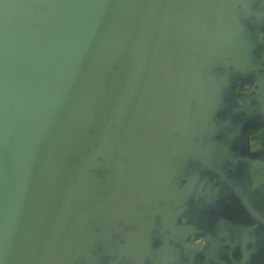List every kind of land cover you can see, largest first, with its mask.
<instances>
[{
	"label": "crops",
	"instance_id": "crops-1",
	"mask_svg": "<svg viewBox=\"0 0 264 264\" xmlns=\"http://www.w3.org/2000/svg\"><path fill=\"white\" fill-rule=\"evenodd\" d=\"M19 70L0 264H264V0H0Z\"/></svg>",
	"mask_w": 264,
	"mask_h": 264
},
{
	"label": "water",
	"instance_id": "water-1",
	"mask_svg": "<svg viewBox=\"0 0 264 264\" xmlns=\"http://www.w3.org/2000/svg\"><path fill=\"white\" fill-rule=\"evenodd\" d=\"M51 0H38L40 4H46ZM70 53L73 55L76 50H69ZM23 73L21 70L18 71L13 87L11 92V100L9 107L7 109V112L5 114V117L3 119L2 125L0 127V141L2 142L3 147L6 149L7 153H9V158L12 159L10 162L11 167L9 170V173H11L10 177V188H9V196L14 192L16 188V179H15V173L18 169V164L16 163V159L14 156V153L12 152V147L10 145L11 136L15 131L18 117L20 115L21 110V103H22V93L24 90V81H23ZM19 159V157H18ZM33 163H27V164H19V172L21 173V176L25 175L27 171H33ZM4 207H2V211H4Z\"/></svg>",
	"mask_w": 264,
	"mask_h": 264
}]
</instances>
